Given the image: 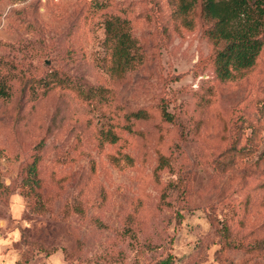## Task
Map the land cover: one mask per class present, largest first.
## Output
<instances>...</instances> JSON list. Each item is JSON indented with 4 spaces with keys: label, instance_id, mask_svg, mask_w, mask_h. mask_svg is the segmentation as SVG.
<instances>
[{
    "label": "rangeland",
    "instance_id": "rangeland-1",
    "mask_svg": "<svg viewBox=\"0 0 264 264\" xmlns=\"http://www.w3.org/2000/svg\"><path fill=\"white\" fill-rule=\"evenodd\" d=\"M200 6L0 0V264H264V39L218 78Z\"/></svg>",
    "mask_w": 264,
    "mask_h": 264
},
{
    "label": "trees",
    "instance_id": "trees-1",
    "mask_svg": "<svg viewBox=\"0 0 264 264\" xmlns=\"http://www.w3.org/2000/svg\"><path fill=\"white\" fill-rule=\"evenodd\" d=\"M192 0H177L180 11L187 10ZM202 16L211 24L206 29V36L213 46L214 71L218 78L227 79L235 72L250 67L262 47L264 39V0H201ZM124 19L110 16L104 20L106 37L112 43L111 53L120 65H129L134 46L133 38L124 29ZM134 116H141L136 110ZM165 119L170 115L162 111ZM114 136L111 135V138ZM36 157L28 166L33 180L36 173ZM45 249V248H41ZM53 248H46L45 252ZM171 257L166 256L156 264H168Z\"/></svg>",
    "mask_w": 264,
    "mask_h": 264
}]
</instances>
